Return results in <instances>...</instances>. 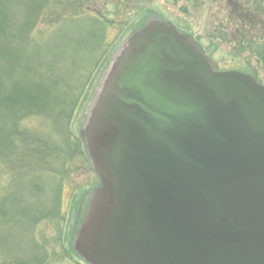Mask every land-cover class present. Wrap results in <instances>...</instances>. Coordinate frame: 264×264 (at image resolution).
<instances>
[{"label":"water","instance_id":"95a60500","mask_svg":"<svg viewBox=\"0 0 264 264\" xmlns=\"http://www.w3.org/2000/svg\"><path fill=\"white\" fill-rule=\"evenodd\" d=\"M81 131L100 185L89 264H264V85L151 20L123 40Z\"/></svg>","mask_w":264,"mask_h":264},{"label":"trees","instance_id":"16d2710c","mask_svg":"<svg viewBox=\"0 0 264 264\" xmlns=\"http://www.w3.org/2000/svg\"><path fill=\"white\" fill-rule=\"evenodd\" d=\"M46 1L29 4L19 0H0V159L6 166L4 183L7 184L4 188L7 192L0 198V215L5 216L2 205L12 204L16 193L25 190L34 194L41 191L43 184L49 191L55 189V201L51 199L53 204L50 207L44 208L41 213L30 212L28 217L25 216L32 226V243L41 249L49 240L44 238L45 241L39 243L34 232L35 226L43 220L50 221L54 226L58 236L55 243L59 245L62 241L60 194L66 176L76 169L75 161L79 160L78 167L84 165L93 170L81 131L101 83V75L106 72L117 45L127 36L125 33L119 36V32L117 42L115 39L108 45L105 30L112 22L88 13L94 11L91 0H64L54 2L45 9ZM256 4V0H237L235 5L229 4L228 11L234 16L240 46L245 45L250 51H253L252 45L258 46L262 51H256L257 55L264 61V41L255 42L250 32L239 29L250 18L252 30L262 24L261 21L254 23L257 11L260 12ZM29 10L33 11L30 19ZM41 11L46 12L50 21H45L41 26L44 28L37 30ZM17 13L24 15H18V18ZM146 15L138 18L134 27L141 22L165 20L157 13H150L151 17ZM87 61L90 69L77 91L71 82L72 66H80ZM101 64V71L97 73ZM95 73V81L85 94ZM85 96L81 121L75 134L71 132L69 123L75 107ZM90 191L91 188L83 196L84 203L78 207L69 239L75 255L78 254L73 243L81 221L79 216L84 212ZM35 202H31L30 206L39 204ZM1 251L3 254L4 250ZM46 253L37 255L36 252L30 256V261L42 264ZM1 257L0 264H29L14 260L6 262L9 257Z\"/></svg>","mask_w":264,"mask_h":264},{"label":"rangeland","instance_id":"374dc122","mask_svg":"<svg viewBox=\"0 0 264 264\" xmlns=\"http://www.w3.org/2000/svg\"><path fill=\"white\" fill-rule=\"evenodd\" d=\"M19 1H25L30 4L46 0ZM62 1L64 0H47L45 9L54 2ZM91 1L94 11H89L88 13H93L95 16L98 15L104 20L112 22L105 30L107 38L106 43L108 42V45L112 44L119 32H121L119 36L125 33L124 35H127L128 37L136 29H139L143 25L142 22L138 23L137 26L134 27V22H136L138 18H141L145 14L148 15H146L147 17H151L150 13H157L165 20L179 27L182 31H186L188 34H191L194 38H196L201 43L205 51L216 61L220 69L234 68L247 73H249V70L261 83L264 84V61L257 55L256 52H260L262 50L256 45H252L253 51H250L245 45L243 47L240 46L241 39L239 32L235 28L234 16L232 17L229 13L230 11H228L230 10L229 4L233 6L237 0ZM256 1V8L258 10L260 9V12L257 11V16L254 17V23L256 21H261L262 24L260 26H256L255 29L252 30L250 24L252 21H250V18L248 19L249 22L242 27L239 26V29L250 32L252 40L260 42V40L264 41V0ZM32 12V10L28 11V19H30ZM15 15L20 16L24 14L17 13ZM47 16L46 12L41 11L39 18L37 19L39 22L37 30L44 28L41 26L42 24L44 25L45 21H50ZM117 40L118 38L115 43ZM95 55L96 51L93 56ZM101 67L102 64L98 68L97 73L101 71ZM72 68H74V73L72 75L73 78H71V82L77 91H79L82 78L88 74L90 67H88L87 61L83 65H75L72 66ZM105 74L106 72L104 71L100 78L101 82L103 81ZM96 75L97 74L95 73L88 87L86 86L87 89L85 94L90 90L89 88H91V85H93L92 83H94ZM97 90H99V86L97 87L96 92ZM86 97L87 96L81 99L78 106L75 107L69 123L71 132L75 134L78 131L81 121V111ZM78 161H75L76 169L72 170L66 176L67 179L64 180L65 183L60 194V213H58L63 220L61 222L62 225L60 233L62 241L60 242V239L58 240L60 242L59 245L58 243H55L58 236L54 231V226L48 220H43L36 225L34 232L35 239H37L39 243L44 242L45 239L49 240L45 243L44 249H41V247L32 243V226L30 225L28 219L25 218V216L28 217L30 212L41 213L44 211V208L50 207L53 204H51V199L53 202L55 201V189L49 191L46 189V185L42 183L43 188H41L40 192L30 194L23 190L22 193H16L15 200L12 204L2 205L5 209V216L2 217L0 215V256H2L1 258H6L5 256L9 257L6 262L14 260L33 264L35 261H30V256L34 255L36 252L37 255L42 254V252H47V257L42 264H82L71 250L69 239L72 233V227L74 226L78 207L81 203H84L83 196L90 188L92 190V187L98 184V180L93 170H91L88 166L83 165L82 167H78L80 164ZM4 169H6L5 163H3L2 159H0V198L5 194V192H7L4 191V188L7 186V184L4 183ZM35 201L39 204H33L34 206L31 207L30 203H36ZM40 205L41 207H39ZM20 212L22 213L21 216H23L24 219H22L19 215ZM82 216L83 213L79 216V220ZM1 250H4L3 254L1 253Z\"/></svg>","mask_w":264,"mask_h":264},{"label":"flooded vegetation","instance_id":"af4514ba","mask_svg":"<svg viewBox=\"0 0 264 264\" xmlns=\"http://www.w3.org/2000/svg\"><path fill=\"white\" fill-rule=\"evenodd\" d=\"M81 262V261H80ZM79 263V262H78ZM82 264H84L83 262H81Z\"/></svg>","mask_w":264,"mask_h":264}]
</instances>
